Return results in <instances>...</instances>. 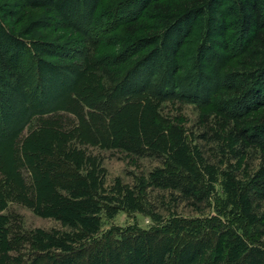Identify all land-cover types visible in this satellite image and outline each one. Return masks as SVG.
<instances>
[{
    "label": "trees",
    "instance_id": "16d2710c",
    "mask_svg": "<svg viewBox=\"0 0 264 264\" xmlns=\"http://www.w3.org/2000/svg\"><path fill=\"white\" fill-rule=\"evenodd\" d=\"M1 1L2 18H13L14 4ZM45 1L37 5L34 0H20L26 9H85L84 0ZM99 1L85 10L86 17L95 15ZM120 6L133 16L123 31L128 43L116 57L105 54L95 60L93 54L74 47L64 52L63 63L49 62L45 56L61 47L37 43L29 47L25 40L6 33L0 22V264H264L263 248L246 245L243 234L233 236L211 219L170 216L159 228H134L120 240L101 232L103 216L111 219L119 211L150 214L157 220L147 213L142 192L148 188L179 192L202 203L207 189L219 184L229 207L249 215L239 206L247 188L224 173L218 182L212 166L203 168L186 129L160 114V102L176 92L199 95L210 90L212 79L198 66L184 73L179 65L193 28L204 22L206 31L210 26L218 40L200 56L205 58L218 45L232 68L221 79L238 77L237 85L223 86L232 98L223 102L225 108L219 107V127L241 149L262 150L264 159V0H125ZM76 19L72 23L64 17L71 21L66 28L87 43L90 38L96 41L90 34L92 21L81 25ZM37 24L35 20L28 27L34 31ZM112 31L104 28L100 42L108 40L104 37ZM231 41L236 42L234 49ZM159 55L164 62L156 70ZM213 56L220 58L214 52ZM119 59L126 65L115 71ZM204 101L209 105V97ZM63 104L72 107L77 118L70 123L68 118H41L43 124L22 136L33 116L67 111ZM88 148L120 151L135 159L152 157L160 166L139 177L137 189L119 179L107 189L101 159ZM257 174L264 177V168ZM18 201L65 230L16 226L19 218L2 212ZM214 242L213 253L220 249L221 256L210 262L207 254Z\"/></svg>",
    "mask_w": 264,
    "mask_h": 264
},
{
    "label": "rangeland",
    "instance_id": "374dc122",
    "mask_svg": "<svg viewBox=\"0 0 264 264\" xmlns=\"http://www.w3.org/2000/svg\"><path fill=\"white\" fill-rule=\"evenodd\" d=\"M94 1L84 0L85 9H82L80 6L79 8L76 6L70 9L71 7L69 6L70 8L63 7L56 10L54 7L49 6L26 9L20 0H7V2L14 4L16 9L12 11L13 18L8 17L6 19L0 15V22L6 33H13L18 39L25 40L29 47L34 45V43L55 44V46L61 47V50L53 51L50 54L51 57L45 56V59L49 62L63 63L65 61L64 52L74 47L84 50L85 55L93 54L94 60L102 58L105 54L116 57L128 43L127 39L129 40V37L123 36V31L126 26L132 24L133 16L120 6L125 0H100L95 15L88 18L85 16V10L91 8ZM45 2V0H34V3L37 5H45ZM47 2L50 3L49 0ZM2 4L3 2L0 0V6ZM7 14L9 13H5L6 16ZM81 14H84V17ZM64 17L70 18L72 23H75V18H77L76 20L81 25L84 23L88 25L91 20L90 34H92L91 36H95L94 40L96 41L90 38L91 42L87 43L79 33L68 30L66 27L69 24L68 22L71 23V21L64 20ZM35 20L38 24L33 26L32 29L34 31H31V28L28 26ZM46 25L49 29L43 27ZM107 26L114 29V31L104 37L108 40L100 42L101 34ZM210 28L208 26L207 32V26L204 22H197L193 28L192 36L180 53L179 65L182 66L184 73L186 71L190 72L192 71L191 69L198 66L201 72L212 79L213 85L211 84L212 82L209 83L207 86L208 90H210L206 92L202 91L199 95L174 93L171 99L160 102V114L164 118L177 121L184 126L190 145L194 148L195 152H200L203 159L199 164L203 168L212 166L216 170L214 174L217 176L218 182L224 177L220 174L224 173L235 184L247 188V193L241 198V203H238L240 207L243 206L246 210L250 211L249 215L245 217L238 213V208L236 210L234 207H229L219 184H215L213 190L211 188L207 189V198L202 203L198 201L193 202L183 197L179 192L148 188L142 192L145 195L147 213H153L157 220H153L150 214L147 215L140 212L119 211L111 219L103 216L101 226L103 237H105L104 235L109 238L113 236L117 240H120L121 237H125L134 228L140 231H150L153 228H159L170 216H179L182 219H211L210 221L214 225L223 228L222 230L229 231L233 236H241L243 234L242 237L246 245L264 249V177H260L262 174H257L260 168H264L263 153L262 150L254 147L241 149L238 143L235 142L236 140L228 134V131L224 127H219L221 126L217 115L219 107L225 108L223 102H228L232 98V95L228 94L223 89V86L227 85V83H235L237 85L238 77H233L231 80L221 79L225 75H230L232 68L231 63L225 60L226 53L218 49V45L214 46V51L205 54V58L200 56V52L203 49L210 48L213 45L212 41L214 39L218 40L215 37L216 34L210 32ZM21 31L24 32L23 37L20 35ZM2 40L0 38V41ZM235 43L231 41L230 48L234 49ZM148 49L151 50V48ZM213 52L219 55L220 58L214 57ZM120 60H118L117 68L114 69L115 71L123 70L126 65V63H121ZM156 60L155 69H161L162 65L160 62H164L162 56L159 55ZM103 61L101 63H104ZM75 62H78V60ZM82 80L83 75L77 77L76 83L79 85ZM61 94L62 92L57 94V99ZM206 97H209V105L202 103L205 102L204 98ZM64 106L65 104L61 108ZM66 107L63 109L69 112L58 110L49 115L33 116L25 124L22 136L36 130L40 126V123L43 124L45 120L41 118H68L67 122L70 123L77 116L74 115L75 110L72 107ZM231 110H233V106L230 108V112ZM2 149L3 145H1L0 152ZM87 150L93 156L100 157L102 167L105 170L104 187L107 189L113 186L116 179H119L122 184L130 186L132 189H137L140 185L137 179L141 176H147L153 169L160 166L159 161L152 157L135 159L131 155L115 150L99 151L96 148H88ZM24 176L27 177L26 174ZM229 210H232L231 214L227 213ZM2 214L17 216L19 221H17L16 226H21L24 230L36 228L45 231L65 230L60 223L51 218L36 216L31 209L21 205L19 201L9 203ZM214 249L215 242L213 243V249L208 254L206 252L208 257H210V262L216 261L221 256V250L218 249L217 252L213 253ZM215 255H217L216 259L214 258Z\"/></svg>",
    "mask_w": 264,
    "mask_h": 264
}]
</instances>
